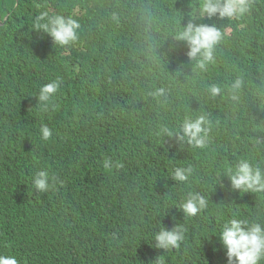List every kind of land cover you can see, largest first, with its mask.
<instances>
[{
  "label": "trees",
  "instance_id": "16d2710c",
  "mask_svg": "<svg viewBox=\"0 0 264 264\" xmlns=\"http://www.w3.org/2000/svg\"><path fill=\"white\" fill-rule=\"evenodd\" d=\"M200 2L0 0V254L19 264H227L207 235L221 213L264 228V191L233 188L228 171L246 159L264 173V0L231 19L201 16ZM44 6L79 22L77 42L61 47L31 29ZM190 22L224 36L203 70L177 39ZM57 77L42 111L38 90ZM200 116L204 148L178 138ZM106 157L123 166L106 169ZM176 167L192 169L188 181L171 179ZM45 169L62 183L37 193ZM188 191L209 208L184 217L176 206ZM161 223L187 228L179 248L155 246Z\"/></svg>",
  "mask_w": 264,
  "mask_h": 264
},
{
  "label": "clouds",
  "instance_id": "9594fccd",
  "mask_svg": "<svg viewBox=\"0 0 264 264\" xmlns=\"http://www.w3.org/2000/svg\"><path fill=\"white\" fill-rule=\"evenodd\" d=\"M251 7L249 0H201L200 15L207 14L209 17L218 14L220 18H233L243 16ZM79 22L61 14H51L47 6H44L32 19V30L43 32L52 37L54 43L61 47H67L77 42V29ZM224 38L222 32L215 26L196 25L188 23L177 36V39L186 42L188 47L187 56L196 62L201 69H205L207 64L214 61V48ZM62 79L57 77L48 83L43 84L36 95L39 107L42 111H48L52 104V99L62 86ZM241 81L237 80L232 85L239 88ZM163 92V89L160 90ZM212 95L221 92L217 85L210 87ZM205 117L196 119H186L182 125L180 140L187 139L194 147L204 148L207 143ZM42 139L48 140L52 137V129L46 124L40 128ZM172 135V132L168 133ZM106 169L112 167L120 168L123 165L118 161H113L106 157L103 161ZM191 168L176 167L173 169L171 179L176 182L188 181ZM232 187L235 189H245L252 191H264V173L259 167H253L248 160H242L239 164L229 170ZM56 182H61L58 177L50 176L47 169L38 171L32 180V186L37 193H45L54 186ZM182 210L184 217H195L199 213L209 208V199L206 195L196 191H188L176 206ZM218 228H213L211 235L218 238L219 243L226 248L227 264H259L264 259V228L259 223H250L246 219L228 218L223 213ZM187 228L183 224H177L171 228L165 227L162 223L158 231H155L153 238L155 246L165 250L179 248L181 242L186 240ZM211 239V236H209ZM214 250L215 244H214ZM0 264H19L17 258L11 255L0 254ZM155 264H163V257Z\"/></svg>",
  "mask_w": 264,
  "mask_h": 264
}]
</instances>
